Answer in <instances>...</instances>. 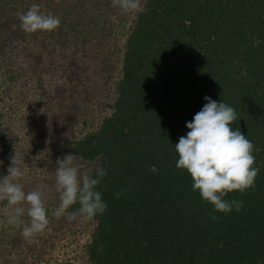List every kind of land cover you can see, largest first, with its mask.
<instances>
[{
  "label": "trees",
  "instance_id": "1",
  "mask_svg": "<svg viewBox=\"0 0 264 264\" xmlns=\"http://www.w3.org/2000/svg\"><path fill=\"white\" fill-rule=\"evenodd\" d=\"M205 96L235 110L230 127L253 143L260 169L254 187L225 197L242 202L227 214L176 167L175 144ZM73 150L106 171L91 263L264 264V0H148L112 113Z\"/></svg>",
  "mask_w": 264,
  "mask_h": 264
},
{
  "label": "rangeland",
  "instance_id": "2",
  "mask_svg": "<svg viewBox=\"0 0 264 264\" xmlns=\"http://www.w3.org/2000/svg\"><path fill=\"white\" fill-rule=\"evenodd\" d=\"M34 3L60 17L56 30L23 31L19 15ZM137 15L112 0H0V179L16 155L24 191L49 189V225L32 243L23 225L6 223L0 202V264H93L87 248L96 224L53 215L56 160L75 155L73 143L111 115ZM76 163L92 177L100 167L99 159ZM21 219L29 222L26 213Z\"/></svg>",
  "mask_w": 264,
  "mask_h": 264
},
{
  "label": "clouds",
  "instance_id": "3",
  "mask_svg": "<svg viewBox=\"0 0 264 264\" xmlns=\"http://www.w3.org/2000/svg\"><path fill=\"white\" fill-rule=\"evenodd\" d=\"M112 5L119 7L123 13L144 11L141 0H112ZM19 19L21 28L29 34L37 31L51 32L61 24L59 16L45 14L40 5L35 3L25 13H21ZM204 99L207 103L186 124L189 129L186 136L180 137L175 144L178 153L176 167L190 174L192 190L198 191L203 200L214 206L215 211L227 214L233 206L239 211L242 202L228 201L225 197L234 190L244 193L254 187L260 171L254 167V145L239 129L233 130L230 127L237 119L231 106L224 102L218 103L208 96ZM76 160L77 156L72 154L56 160L54 190L58 193L59 204L53 215L57 219L64 217L69 221L77 216L85 221L92 220L107 208L101 193L96 190L106 171L98 168L93 178L88 171L81 170ZM25 174L16 155L10 157L7 175L0 179V202L6 201L3 209L6 223L17 228L23 225L21 235L26 242L32 243L49 225L45 206L49 189L39 186L26 193L20 182ZM77 203L79 208L69 212ZM25 213L29 217L27 224L21 219Z\"/></svg>",
  "mask_w": 264,
  "mask_h": 264
}]
</instances>
